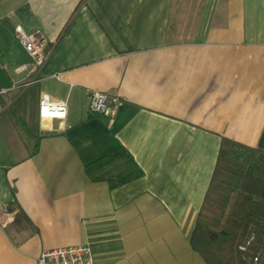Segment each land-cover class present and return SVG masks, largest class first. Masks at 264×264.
I'll use <instances>...</instances> for the list:
<instances>
[{
    "label": "crops",
    "instance_id": "1",
    "mask_svg": "<svg viewBox=\"0 0 264 264\" xmlns=\"http://www.w3.org/2000/svg\"><path fill=\"white\" fill-rule=\"evenodd\" d=\"M17 26L52 46L33 77ZM0 90L21 135L0 131V264L83 245L205 264L190 239L221 140L264 155V0H0ZM93 93L118 99L112 121ZM42 96L65 119L40 120Z\"/></svg>",
    "mask_w": 264,
    "mask_h": 264
},
{
    "label": "trees",
    "instance_id": "2",
    "mask_svg": "<svg viewBox=\"0 0 264 264\" xmlns=\"http://www.w3.org/2000/svg\"><path fill=\"white\" fill-rule=\"evenodd\" d=\"M71 19L72 16L62 33ZM25 134L33 137L31 130L26 129ZM37 145L35 140V150ZM262 159L264 155L258 152L221 140L213 176L190 239L192 251L205 264H264Z\"/></svg>",
    "mask_w": 264,
    "mask_h": 264
},
{
    "label": "built area",
    "instance_id": "3",
    "mask_svg": "<svg viewBox=\"0 0 264 264\" xmlns=\"http://www.w3.org/2000/svg\"><path fill=\"white\" fill-rule=\"evenodd\" d=\"M13 35L28 59V63L16 70V73H25L31 77L35 76L47 61L52 50L51 44L40 31L26 33L19 26L14 28ZM31 83H24L23 85L28 87ZM13 89L15 88L13 87L11 90ZM7 93V90H0V98ZM118 103L119 101L115 97L93 93L89 100L88 112L110 122L116 115ZM1 111L2 105L0 102V113ZM65 115V104L52 103L46 96L40 98L38 103V117L40 120H63ZM6 213L5 206L0 205V222L5 218ZM239 250L241 252L245 251L244 248H239ZM254 263H256V260H254ZM36 264H93V255L88 245L47 250L39 254Z\"/></svg>",
    "mask_w": 264,
    "mask_h": 264
},
{
    "label": "rangeland",
    "instance_id": "4",
    "mask_svg": "<svg viewBox=\"0 0 264 264\" xmlns=\"http://www.w3.org/2000/svg\"><path fill=\"white\" fill-rule=\"evenodd\" d=\"M26 56V55H25ZM9 94L4 95L0 98V102L2 106L4 107L2 113L0 114V131L5 133L9 140L11 139L12 143H15V136L14 133L17 134V136H20V129L17 125L15 119L13 118L14 113L16 111L15 107H11L8 104ZM8 139H6L7 142H10ZM21 154H24L23 149L20 150Z\"/></svg>",
    "mask_w": 264,
    "mask_h": 264
}]
</instances>
